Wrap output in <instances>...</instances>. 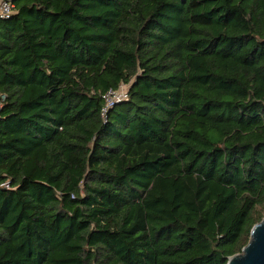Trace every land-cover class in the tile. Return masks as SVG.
<instances>
[{"label":"trees","instance_id":"1","mask_svg":"<svg viewBox=\"0 0 264 264\" xmlns=\"http://www.w3.org/2000/svg\"><path fill=\"white\" fill-rule=\"evenodd\" d=\"M11 5L0 264L239 254L264 218V0Z\"/></svg>","mask_w":264,"mask_h":264},{"label":"water","instance_id":"2","mask_svg":"<svg viewBox=\"0 0 264 264\" xmlns=\"http://www.w3.org/2000/svg\"><path fill=\"white\" fill-rule=\"evenodd\" d=\"M227 264H264V218L252 227L248 243Z\"/></svg>","mask_w":264,"mask_h":264},{"label":"built area","instance_id":"3","mask_svg":"<svg viewBox=\"0 0 264 264\" xmlns=\"http://www.w3.org/2000/svg\"><path fill=\"white\" fill-rule=\"evenodd\" d=\"M12 13H13V8H12V5H11V0H0V20H2V21L9 20V18L12 15ZM118 92H108L105 95L107 108L112 106V102H114L116 100H119V99H123L125 97V94H124V96L122 98L118 97ZM4 99L5 98L3 96H0V110H1L2 103H3ZM106 111L107 110L105 108V109H103L102 113L105 114Z\"/></svg>","mask_w":264,"mask_h":264},{"label":"rangeland","instance_id":"4","mask_svg":"<svg viewBox=\"0 0 264 264\" xmlns=\"http://www.w3.org/2000/svg\"><path fill=\"white\" fill-rule=\"evenodd\" d=\"M126 89H127V87H124V86L120 87V90L118 92V97L122 98L126 92Z\"/></svg>","mask_w":264,"mask_h":264}]
</instances>
